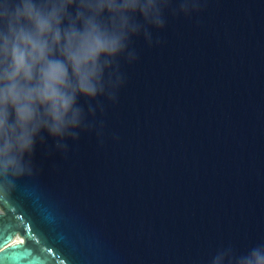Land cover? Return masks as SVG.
Wrapping results in <instances>:
<instances>
[{"label":"water","instance_id":"1","mask_svg":"<svg viewBox=\"0 0 264 264\" xmlns=\"http://www.w3.org/2000/svg\"><path fill=\"white\" fill-rule=\"evenodd\" d=\"M157 39L134 38L102 134L37 143L0 198V264H208L264 241V0H202Z\"/></svg>","mask_w":264,"mask_h":264},{"label":"clouds","instance_id":"2","mask_svg":"<svg viewBox=\"0 0 264 264\" xmlns=\"http://www.w3.org/2000/svg\"><path fill=\"white\" fill-rule=\"evenodd\" d=\"M202 0H0V198L33 172L37 143L67 152L82 131H103L110 103L170 16H191ZM83 101V102H82ZM208 264H264V241L222 246Z\"/></svg>","mask_w":264,"mask_h":264},{"label":"snow or ice","instance_id":"3","mask_svg":"<svg viewBox=\"0 0 264 264\" xmlns=\"http://www.w3.org/2000/svg\"><path fill=\"white\" fill-rule=\"evenodd\" d=\"M9 238H10V236H9ZM25 239H27V237H25ZM5 242H6V240L0 241V246H2V244L5 243Z\"/></svg>","mask_w":264,"mask_h":264}]
</instances>
